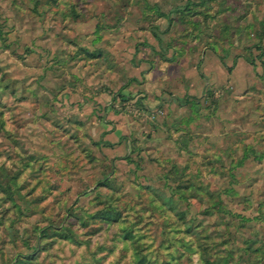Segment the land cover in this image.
Returning <instances> with one entry per match:
<instances>
[{
	"label": "rangeland",
	"instance_id": "374dc122",
	"mask_svg": "<svg viewBox=\"0 0 264 264\" xmlns=\"http://www.w3.org/2000/svg\"><path fill=\"white\" fill-rule=\"evenodd\" d=\"M0 264H264V0H0Z\"/></svg>",
	"mask_w": 264,
	"mask_h": 264
}]
</instances>
